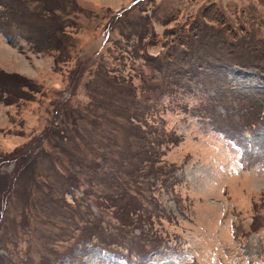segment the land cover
<instances>
[{"label": "rangeland", "instance_id": "1", "mask_svg": "<svg viewBox=\"0 0 264 264\" xmlns=\"http://www.w3.org/2000/svg\"><path fill=\"white\" fill-rule=\"evenodd\" d=\"M43 5L0 32V264H264V0Z\"/></svg>", "mask_w": 264, "mask_h": 264}, {"label": "trees", "instance_id": "2", "mask_svg": "<svg viewBox=\"0 0 264 264\" xmlns=\"http://www.w3.org/2000/svg\"><path fill=\"white\" fill-rule=\"evenodd\" d=\"M31 2L36 3V6L34 7L31 4ZM45 2H47V0H0V32L4 35V37L9 42L14 41V39L18 37L17 33H22L23 29H25V27H24V22H25L26 25H28V23H29V25L26 26L27 27L26 31L36 35V29L40 31V27L35 24V20H37L41 17L40 12L35 10V9L39 8L38 6H40L42 8V10H41L42 12L44 11L45 13L48 14L49 18H52L51 20H49V18H47V20L44 18H41L42 21L46 20V22H47L49 20L48 27L44 26L45 30H48L50 25L55 23L56 28L54 30L58 29V31H60L59 29L61 28L62 20H60V18L56 17V15L58 16V14H59V13H57L59 10L54 9V8L52 9V7L50 8V6L45 7L43 5V3H45ZM27 5L33 6L34 11L25 9V7ZM41 5H43V6H41ZM25 15H28L27 20L24 19ZM145 19L147 21V18H145ZM58 26H59V28H58ZM16 27L19 28V31H16L17 30ZM20 27H23V28L20 29ZM146 33H149V27L146 28ZM22 34H24V33H22ZM38 36H40V32H38ZM180 40L181 39H179V42H180ZM181 42L179 43L180 45L183 46L182 48H180V49H182L181 51L183 53L182 54L183 57H181V58H184L182 62H185L186 61L185 58L188 57V53H190V50L192 47L191 48L186 47L187 45L185 44V42H182V43ZM141 43L143 44V41H141ZM144 50H145V47H144ZM172 50H173V47H172ZM169 52H171V51H168V54H166V57H169V56H167V55H169ZM175 54H176V52H175ZM171 56H172V54H171ZM144 60H147V61L151 60L152 61V59H150V58H144ZM210 63H211V61L207 60V61L199 62V66H198V65L191 64V62L186 61L183 64L184 69H182V68L178 69L177 75L183 76L185 73L193 72L194 68H197V69L200 68L201 71L199 72V75H202L203 72L205 73L206 72L205 69H207V67H208V70L210 69V73H211V69H213V72H216L217 68H220L219 65H213V66L211 65L210 66L209 65ZM159 68H158V70L160 71V73H162V71L164 70L165 67L163 65H160ZM196 71L198 72L199 70H196ZM123 112H125V113H123ZM123 114L125 117H131L134 113L131 111L126 113L125 108H124L122 111V115ZM152 151H154V149ZM152 151L150 153L154 154V152H152ZM151 154H150V157H147V160L151 159L150 162H152V160H153L151 157ZM17 162H20V161H17ZM68 178L70 179L72 184L75 186V184L77 183V178H76L75 174L70 173ZM139 208H141L145 212L150 211L149 209H147V207H145V206L142 207V204L139 205Z\"/></svg>", "mask_w": 264, "mask_h": 264}]
</instances>
